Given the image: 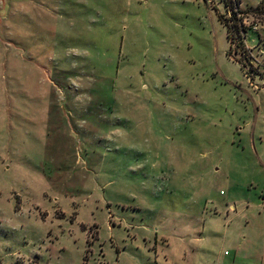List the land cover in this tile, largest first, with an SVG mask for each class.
I'll return each mask as SVG.
<instances>
[{"label": "rangeland", "instance_id": "374dc122", "mask_svg": "<svg viewBox=\"0 0 264 264\" xmlns=\"http://www.w3.org/2000/svg\"><path fill=\"white\" fill-rule=\"evenodd\" d=\"M28 1L0 0V264H264V65L226 0Z\"/></svg>", "mask_w": 264, "mask_h": 264}, {"label": "built area", "instance_id": "2783aa9c", "mask_svg": "<svg viewBox=\"0 0 264 264\" xmlns=\"http://www.w3.org/2000/svg\"><path fill=\"white\" fill-rule=\"evenodd\" d=\"M225 2V1H224ZM225 7H226V15L228 16V21L229 25H233L232 18L234 14H237V17L239 20V23L241 25V31L240 33H236L235 30L232 31V47L235 48V45L240 48V53H243L244 55H248V58L254 57L252 50L248 47L247 45V33L249 30H253L255 32L260 31L262 28L264 29V12L261 13H243L240 9V7H236L235 9L231 6V4H228V0L225 2ZM259 12V11H258ZM253 20L250 22V20ZM261 22L263 24H261ZM232 23V24H231ZM234 29V28H233ZM240 34V35H238ZM240 41V42H238ZM234 45V46H233ZM257 62V61H256Z\"/></svg>", "mask_w": 264, "mask_h": 264}, {"label": "crops", "instance_id": "0c3cea01", "mask_svg": "<svg viewBox=\"0 0 264 264\" xmlns=\"http://www.w3.org/2000/svg\"><path fill=\"white\" fill-rule=\"evenodd\" d=\"M23 2H21V4H20V8H21V11H23V13H25V11H26V14H27V11L29 10V1L28 0H22ZM32 1H34V0H32ZM245 0H241V3H240V9L242 10V11H245V12H248V10H253V9H255V8H257V7H259V5H261V4H263L264 3V0H260L258 3H257V5L256 6H253V7H245ZM32 5L34 6V4L32 3ZM41 6H42V4H41ZM44 6V5H43ZM33 9H35L34 7H33ZM32 9V12L34 11ZM37 10H38V7L36 8ZM222 23V22H221ZM223 24V23H222ZM224 25V24H223ZM225 26V25H224ZM226 27V26H225ZM255 32V31H254ZM255 33H257V32H255ZM259 34V33H258ZM263 35H260L259 34V40H257V41H255V44L253 45V46H251V45H249V43H248V41H249V38H248V33H247V38H246V41H247V45H248V47L252 50V52H253V54H257V56H256V59H257V62H259L261 65L263 64L264 65V59H262L263 57H262V55L264 54V50H262V48H261V46H262V44H264V40H261V37H262ZM227 38H228V30H227ZM228 40H229V38H228ZM1 39H0V43H1ZM256 51H258V52H256ZM32 56V55H31ZM225 255H227V256H229L228 255V253L226 252L225 253ZM226 260L227 259H225L224 260V263H226ZM198 264H200V261H199V263Z\"/></svg>", "mask_w": 264, "mask_h": 264}, {"label": "trees", "instance_id": "16d2710c", "mask_svg": "<svg viewBox=\"0 0 264 264\" xmlns=\"http://www.w3.org/2000/svg\"><path fill=\"white\" fill-rule=\"evenodd\" d=\"M228 3H229V0H228ZM240 3H241V0H230V4L234 9L236 7H240ZM257 10H260V7H258ZM262 12H264V11H262ZM233 19H234L235 23L231 26V25H229L228 21H226L224 19V16L222 14L221 15L219 14V20L226 26V28L228 30V38H229V41L231 43H232V39H233L232 31L235 30L236 33H240V31H241V25L239 23L240 19H238L237 14H234ZM229 54H231V53H229Z\"/></svg>", "mask_w": 264, "mask_h": 264}]
</instances>
